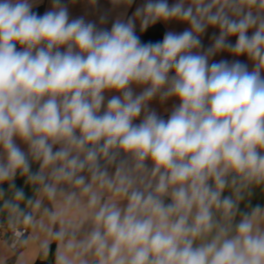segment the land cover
Returning a JSON list of instances; mask_svg holds the SVG:
<instances>
[{
  "label": "clouds",
  "instance_id": "9594fccd",
  "mask_svg": "<svg viewBox=\"0 0 264 264\" xmlns=\"http://www.w3.org/2000/svg\"><path fill=\"white\" fill-rule=\"evenodd\" d=\"M37 2L0 0V229L14 264L35 241L43 261L55 244L53 264H264V208L240 210L264 190V0H145L110 30L70 20L61 0L37 15ZM137 20L189 27L143 43ZM222 52L251 70L213 62ZM172 99L167 119L150 107Z\"/></svg>",
  "mask_w": 264,
  "mask_h": 264
},
{
  "label": "crops",
  "instance_id": "0c3cea01",
  "mask_svg": "<svg viewBox=\"0 0 264 264\" xmlns=\"http://www.w3.org/2000/svg\"><path fill=\"white\" fill-rule=\"evenodd\" d=\"M61 2L67 6L68 12H69V18L76 19L78 17H84L86 21L94 22L97 27L100 28H107L110 30L112 23L117 19H123L126 20L127 18L131 17L133 13L135 12L137 7H140L145 0H133V3L131 6L123 5V4H115L113 0H96L95 4L91 3V0H61ZM169 4H173L175 0H168ZM52 7V0H38L37 5L33 8V11L37 15H43L46 11L51 10ZM106 18V22L104 24L100 23L101 17ZM156 24H160L163 29L166 32H175V33H181L184 30H186L189 25L186 23H181L175 20L169 21V22H163L159 21ZM154 26V25H151ZM150 26V27H151ZM140 30V22L139 20L136 21V31ZM137 33V32H136ZM251 34V33H250ZM219 35V30L215 28H208L205 32V34L202 36V44L204 48H208L211 46L213 42V37ZM231 43H235V38H230ZM239 59L240 62L246 63L249 66V70H251L252 65L248 61V58L246 56H239L234 57L226 52H222L215 57L212 58L213 62H219L220 60H228L233 61ZM137 93H139L140 89H135ZM110 95V94H109ZM178 101L175 99L169 100L165 104L161 105L158 100H154L150 107L154 109L158 115H160L162 118L167 119L168 115H170V112L175 104H177ZM139 122V121H137ZM21 148L23 150H27L26 145L20 143ZM38 168V165H33V171H36ZM17 188H22L26 194V197H30L32 195L31 189L24 184V179L18 177L15 181ZM5 190H7V185L2 186ZM224 195H229L228 192H225ZM170 201L166 200V203ZM247 205V207H246ZM256 206H260L264 208V190L262 189H254L252 192L251 197L247 198L243 203L240 205L241 211H249L251 208H254ZM8 242L10 244V236L7 233L1 234L0 233V264L4 260L10 259V257L13 255V252L10 251L9 248H6L5 242ZM38 244L39 241H35L31 243L28 247L24 248L23 252L20 254V264H37L39 260L42 259V257L38 254ZM55 253V244L51 246Z\"/></svg>",
  "mask_w": 264,
  "mask_h": 264
},
{
  "label": "trees",
  "instance_id": "16d2710c",
  "mask_svg": "<svg viewBox=\"0 0 264 264\" xmlns=\"http://www.w3.org/2000/svg\"><path fill=\"white\" fill-rule=\"evenodd\" d=\"M136 32H137L136 34L140 37L143 43H147L149 41L153 43L157 41H162L164 34L166 33V31L163 29V27L160 24H155L154 26L149 27L144 32H141V30H137ZM49 256L52 257V262L47 263L46 261H43L41 259L37 262V264H53L54 251L52 248Z\"/></svg>",
  "mask_w": 264,
  "mask_h": 264
},
{
  "label": "built area",
  "instance_id": "2783aa9c",
  "mask_svg": "<svg viewBox=\"0 0 264 264\" xmlns=\"http://www.w3.org/2000/svg\"><path fill=\"white\" fill-rule=\"evenodd\" d=\"M0 233L4 234L7 233L9 236H11V233L8 231H5V229H0ZM24 248L19 249V254H21L23 252ZM17 260V254L13 253V255L10 257V259H8V264H14V262Z\"/></svg>",
  "mask_w": 264,
  "mask_h": 264
},
{
  "label": "water",
  "instance_id": "95a60500",
  "mask_svg": "<svg viewBox=\"0 0 264 264\" xmlns=\"http://www.w3.org/2000/svg\"><path fill=\"white\" fill-rule=\"evenodd\" d=\"M47 263H50V262H52V257L51 256H49L48 257V260L46 261Z\"/></svg>",
  "mask_w": 264,
  "mask_h": 264
}]
</instances>
